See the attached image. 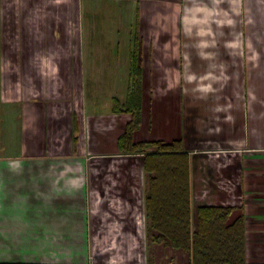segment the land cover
<instances>
[{"label":"crops","instance_id":"crops-1","mask_svg":"<svg viewBox=\"0 0 264 264\" xmlns=\"http://www.w3.org/2000/svg\"><path fill=\"white\" fill-rule=\"evenodd\" d=\"M35 1L28 4L23 19L18 17L10 25L21 38L18 49L12 35L9 39L0 32V89L7 77L5 63L11 65V79L68 80L75 69L76 79H83L80 50L76 68L63 51L53 59L47 55L38 60L32 55L21 57L22 30L30 51L33 32H39ZM151 5H136V30ZM20 12L19 8L14 15ZM147 41L141 40L145 111L135 139L182 137L191 154L193 213L196 216L201 205L233 206V217L243 214L246 219L248 264H264V70L249 68L245 61L237 67L238 72L241 69L238 77L250 88L247 101L240 97L243 89L232 91L228 81L221 91H209L205 100L197 95L194 80L198 73L211 72L208 69L213 70L207 73L210 80L219 78L221 71L230 73L226 42L214 41L216 55L206 59L203 53L196 61L201 62L199 66L191 54L195 67L189 70H194L195 77L185 83L180 69L177 83L169 86L165 69L157 65L158 59L168 63L164 51L156 49L164 46ZM6 42L10 52L5 51ZM191 45L198 47L194 40ZM156 80L163 85L154 86ZM225 96L235 105H227ZM34 98L22 92L12 99L0 97L4 104L11 102L2 104L0 129L6 123V112L12 117L17 113L20 120L12 137L15 147L9 152L0 149V263L90 264L94 254L95 264H147L143 154L122 153L118 147L130 115L100 112L83 96L75 150L72 119L59 115L66 114L62 111L57 115L45 98L39 104ZM50 126L63 132L62 136L54 132L51 142Z\"/></svg>","mask_w":264,"mask_h":264},{"label":"rangeland","instance_id":"rangeland-1","mask_svg":"<svg viewBox=\"0 0 264 264\" xmlns=\"http://www.w3.org/2000/svg\"><path fill=\"white\" fill-rule=\"evenodd\" d=\"M142 2H153L155 8L153 9L151 5L148 14L140 22L139 40H154L156 45L164 46V48L156 46V49L164 51L168 63L158 59L157 65L165 69L166 82L169 86L177 83L180 69H182L185 83L189 84V78L195 77L194 72L192 73L194 70L191 72L189 70V66L195 67L191 64L189 56L193 54L192 57L195 60L193 62L199 66L201 62L196 61L204 54L207 56L206 59L216 55L218 45L214 46L213 42L218 39V41L226 42V49L230 54L229 62L226 61V63L230 66V73L226 70L221 71L216 80H210L207 75L213 70L208 69L211 72L198 73L194 80L197 95L206 100L205 96H208L209 91L217 92V89L224 88L228 81L232 91L243 89L244 93L240 94V97L247 101L251 93L248 92L250 88L238 77L241 69L238 72L237 67H243L245 61L249 68H260V72L264 70V0H159L157 4L156 0H82L79 11V0H37L34 6L36 10L38 9L35 12V22L39 32H33L35 41L30 42L31 54L27 47V35L22 30L21 57L25 59L32 55L38 60L39 57L47 55L48 58L53 59L55 55L63 51L69 53L67 59L70 60L71 65L68 64V66L76 68L80 50L84 67L83 79L82 81L76 79L77 69L73 70L74 73L69 75L71 79L68 80L61 77L52 81L11 79L9 74L11 65L5 63L7 77L2 81L0 97L12 99L18 92H22V94H28L30 98L35 97L37 104L42 103L45 98L46 104L50 103L51 109L55 110L57 115L58 111H62L66 114L59 115H68L73 123L75 118L77 125L82 114L83 96L87 101H92L100 112L111 110L113 97H117L121 102L125 101L130 80V42L136 30L135 8ZM31 3L33 0H0V32L9 39H12L11 35L13 36L16 49L22 41L16 29L13 27L11 30L10 25L12 26V22H17L18 17L21 18L22 14L26 13L25 9ZM19 8L21 15H14ZM39 8H41L40 11ZM61 28H63V34ZM68 30L70 35H67ZM190 40L196 41L198 47L195 48V44L189 47ZM6 43L5 51L10 52L11 46L9 42ZM258 61L260 64H257ZM203 62L206 63V61ZM215 81H217L216 85ZM153 82L156 87L159 82L163 85L161 80ZM224 99H227V105H235L228 97L225 96ZM4 100L0 101V109ZM67 106L69 112H66ZM15 108L17 109L16 106ZM5 114L6 123L2 130L0 129V149L9 152L15 147L12 137L20 120L17 113L14 117L7 112ZM72 129L73 139L74 136L77 137L74 143L76 150L78 130L75 132L74 127ZM54 132H57L59 136L63 133L50 126L49 142ZM65 132L68 133V129ZM153 246V244L149 245L147 254L156 259L157 264L188 263L187 255L180 250L162 246H158L160 250H156ZM150 252L153 254L151 255ZM93 257L94 254L90 264L95 261Z\"/></svg>","mask_w":264,"mask_h":264},{"label":"trees","instance_id":"trees-1","mask_svg":"<svg viewBox=\"0 0 264 264\" xmlns=\"http://www.w3.org/2000/svg\"><path fill=\"white\" fill-rule=\"evenodd\" d=\"M138 34L137 28L129 53L127 96L123 102L113 97L111 112L130 115L124 132L118 138L120 152L143 154L147 244L180 250L187 255V264H248L246 219L243 214L233 217L235 208L221 205H201L197 208L196 216L193 213L191 154L183 138L135 139L145 111L142 43ZM73 120L76 132L78 126L75 118ZM74 137L76 142L77 137ZM154 262L155 259L149 256L147 264Z\"/></svg>","mask_w":264,"mask_h":264}]
</instances>
